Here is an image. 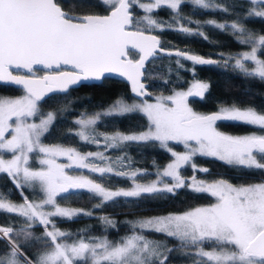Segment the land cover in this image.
Returning a JSON list of instances; mask_svg holds the SVG:
<instances>
[{"label": "snow or ice", "instance_id": "snow-or-ice-1", "mask_svg": "<svg viewBox=\"0 0 264 264\" xmlns=\"http://www.w3.org/2000/svg\"><path fill=\"white\" fill-rule=\"evenodd\" d=\"M184 7H193L194 14L196 9L222 12L231 19H192L183 14ZM163 9L170 19L157 18ZM206 26L230 35L241 50L205 57L166 48L161 38L173 31L211 42L202 31ZM133 51L138 59L131 58ZM164 58H174L177 75L185 70L195 76L197 67L216 66L264 84V0H0V84L23 90L16 97L0 95V176L20 193L16 202L11 192L0 191V214L22 221L0 224V264H170L174 253L192 264H264V178L234 184L195 175L210 171L197 166L198 157L264 174V106L221 99L215 111L198 112L190 101L206 102L211 93V82L203 80L187 90L153 96L144 83L148 65ZM182 61L192 67L185 68ZM168 72H173L171 66ZM112 74L130 82L135 99L130 103L132 98L120 95L99 105L100 110L76 112L89 98L73 94ZM53 97L63 98L54 101L60 106L44 112L41 106ZM137 115L147 122L144 130L97 131L105 118ZM68 116L75 117L70 123L76 126L68 134L103 151L44 143ZM222 123L258 131L230 134L219 129ZM173 143L184 151H175ZM132 145L158 146L172 159L162 168L154 163L155 172L132 170L125 152ZM110 151L124 154L113 158ZM187 166L193 170L191 178L182 175ZM72 171L81 174L70 175ZM150 175L155 179L139 182ZM111 177L130 181V186H109ZM183 190L207 194L215 202L127 221L130 232L117 241L106 234L65 231L56 223L84 216L99 219L107 232L119 222L94 212L120 201L127 206L145 198H175ZM27 192L39 199H30ZM82 194L99 202L87 210L61 206V200ZM37 228L43 230L40 235ZM148 234L177 243L169 247Z\"/></svg>", "mask_w": 264, "mask_h": 264}, {"label": "trees", "instance_id": "trees-1", "mask_svg": "<svg viewBox=\"0 0 264 264\" xmlns=\"http://www.w3.org/2000/svg\"><path fill=\"white\" fill-rule=\"evenodd\" d=\"M98 11H102L99 10ZM183 14L192 17L196 20H209L215 19L220 22L231 19V17L225 16L222 12L204 11L200 9L195 10L193 7H184L182 9ZM137 16L142 15L139 10L135 13ZM170 12L167 9H163L157 13V18L159 19H170ZM249 27L260 29L262 27L259 23H250ZM210 38L211 42L205 41L200 37H185L183 34H178L173 31H165L161 34L162 40L165 42L164 46L176 47L182 50H188L191 53H197L204 55L205 57L212 56V58H217L214 54L219 52L229 53L241 50V46L235 43L232 37L228 34L222 33L219 30L214 29L212 26H206L202 29ZM131 57H137V54L133 51L130 53ZM185 68L190 69L192 67L190 62H183ZM173 68V72H168V67ZM149 73L148 79L146 81L149 84V89L152 94H168L171 93L172 89H184L192 80H203L211 82V93L207 97L206 102H192L191 106L196 110L203 113H208L216 110L217 100H235L242 105L255 104L257 106H264V84L257 79H242L239 77L238 73H234L231 68L225 70L216 66H203L196 68L195 76L191 74L190 71L178 70L175 66L174 58L169 60L167 58L158 59L152 64L148 65ZM43 70H39L38 74H42ZM162 79H170L171 83L165 85ZM94 87L81 88L76 91L73 95L74 97H88L89 101H86L83 106L77 105L76 112L88 110L89 112L94 110H100L99 105L103 104L107 106L113 99L123 95L125 97H133L128 89V85L123 80L116 78L106 77L103 81L99 83H94ZM230 85H236L231 87ZM23 94V90L12 85L0 84V95L3 96H17ZM62 97H53L48 103L43 104L42 110L44 112L54 110L59 107L54 101L62 100ZM75 117L68 116L66 120L58 122L52 131L51 135H48L44 140L47 142L65 144L72 147H76L82 152L96 151L99 150L93 145H87L80 143L78 139L69 135V132L76 131V126L70 121ZM146 120L142 116H131L126 118H105L97 127L99 132L114 133L117 130L122 132L129 131H141L146 127ZM219 129L224 132L231 134H241L249 132L255 128L249 127L241 124L232 123H222L219 124ZM172 147L177 150H183L182 145L172 144ZM102 150V149H101ZM125 152L131 157L133 162V169H143L148 172H155L157 169L155 165L161 168L166 165L171 159L170 153L166 150L160 149L158 146H144L132 145L125 149ZM110 156L115 158L116 156L123 155L124 153L120 151H110L108 153ZM195 163L199 167L208 168L209 173L196 172L199 177H204L208 179L224 178L229 180L234 184L240 183H250L257 179L264 178V174L260 172H253L251 174L224 165L222 162L215 160L214 158H202L198 157ZM182 175L185 178H189L194 175L193 170L190 166H187L182 171ZM155 178V176H145L141 180H148ZM109 186L112 187H129L130 181L123 178L111 177L108 181ZM0 191L11 192V199L13 201H20V193L15 192L12 185L9 183L5 176H0ZM30 199H38L39 197L31 192L26 193ZM214 198H211L207 194L195 195L187 190H183L175 198L167 199H156L149 200L147 198L138 201L130 202L127 206H124V201H120L116 204H110L105 206L102 210L94 212L95 217L102 215H107L116 221L118 225L116 229H109L104 232L103 226L101 225L99 219L88 218L81 216L71 222H62L57 220V226L65 231H71L73 233L86 231L88 236H101L107 235L110 240L117 241L120 237L129 234L130 229L126 224L127 221L136 220L141 217H146L150 215H159L169 211H183L187 208L209 204L214 202ZM99 201L90 198L87 194H82L80 196H72L67 202L61 200L60 203L71 205L77 208L91 209L92 206ZM138 204V206H137ZM16 220L15 217H11L5 214H0V224H6L10 221ZM22 221L16 220L19 224ZM36 234L40 235L43 231L37 228ZM150 239L159 240L162 242H167L169 247L174 246L177 241L166 240L162 235L148 234ZM78 238V237H77ZM207 249V248H206ZM173 259L170 264H191L190 259L185 260L182 258H176L177 254H173Z\"/></svg>", "mask_w": 264, "mask_h": 264}, {"label": "rangeland", "instance_id": "rangeland-1", "mask_svg": "<svg viewBox=\"0 0 264 264\" xmlns=\"http://www.w3.org/2000/svg\"><path fill=\"white\" fill-rule=\"evenodd\" d=\"M142 2H146V0H142ZM195 80H197V79H195ZM195 80H192L189 84H188V86L186 87V88H184V89H178V90H187L190 86H191V84L195 81ZM160 94H163V93H159V94H152L153 96H156V95H160ZM171 93H168V94H163V95H170ZM21 95H23V94H21ZM17 96H20V95H17ZM13 97H16V96H13ZM129 102L131 103L132 102V100L130 101L129 100ZM151 102V101H150ZM38 122V121H37ZM253 131H258L256 128L255 129H253V130H251V131H249V132H253ZM249 132H245V133H249ZM228 133V132H227ZM245 133H241V134H245ZM231 134V133H230ZM44 143H46V144H57V143H53V142H47V141H43ZM63 145H65V144H63ZM65 146H69V145H65ZM72 147V146H71ZM175 151H184V149L183 150H177V149H175V148H173ZM96 151H103V149L101 150V149H99V150H96ZM82 152V151H81ZM63 162V161H62ZM170 162V161H169ZM132 170H135V169H132ZM140 170H143V169H140ZM70 175H80L81 174V172L80 171H72V172H70L69 173ZM83 174H87L86 172H84ZM195 175H196V173H195ZM193 176V175H192ZM192 176H190L189 178H191ZM196 177L198 178V179H201V180H209V181H211V180H214V179H208V178H204V177H199V176H197L196 175ZM153 179H155V178H152V179H148V180H141L140 179V181L139 182H148V181H150V180H153ZM259 179H257V180H255V181H258ZM255 181H253V182H255ZM39 199V198H38ZM16 202H19V201H16ZM215 202V201H214ZM214 202H212V203H214ZM210 204V203H209ZM203 205H206V204H203ZM61 206H64V207H72V208H77V207H74V206H71V205H67V204H63V203H61ZM150 216H154V215H150ZM146 217H148V216H146ZM142 218V217H141ZM42 233V232H41ZM40 233V234H41ZM206 250H208V249H206ZM192 264V263H191Z\"/></svg>", "mask_w": 264, "mask_h": 264}, {"label": "water", "instance_id": "water-1", "mask_svg": "<svg viewBox=\"0 0 264 264\" xmlns=\"http://www.w3.org/2000/svg\"><path fill=\"white\" fill-rule=\"evenodd\" d=\"M131 58H133V57H131ZM138 58H139V57H138V55H137V57H135V58H133V59H138ZM20 74H23V70H20ZM43 74H44V71H43L42 74H40V75H43ZM107 77H110V78H116V79L123 80L124 82H126L127 85H128V89H129L130 94L134 97V95H133V93H132V91H131V84H130V82H128L125 78L120 77V76H118V75H116V74H112V75H109V76H107ZM99 82H101V81L94 82V83H99ZM144 83L146 84L147 87L149 86V84H148V82H147L146 80L144 81ZM12 86H14V85H12ZM14 87H18V88H20L19 86H14ZM21 89H22V88H21ZM148 91L150 92L149 87H148ZM211 112H212V111H211ZM208 113H209V112H208Z\"/></svg>", "mask_w": 264, "mask_h": 264}, {"label": "flooded vegetation", "instance_id": "flooded-vegetation-1", "mask_svg": "<svg viewBox=\"0 0 264 264\" xmlns=\"http://www.w3.org/2000/svg\"><path fill=\"white\" fill-rule=\"evenodd\" d=\"M198 112H200V111H198ZM201 113H203V112H201Z\"/></svg>", "mask_w": 264, "mask_h": 264}]
</instances>
